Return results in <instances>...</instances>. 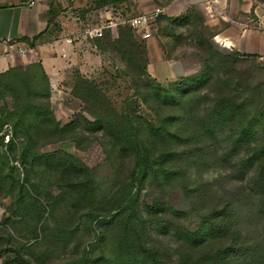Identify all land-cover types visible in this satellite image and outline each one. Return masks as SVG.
<instances>
[{
  "label": "rangeland",
  "instance_id": "obj_1",
  "mask_svg": "<svg viewBox=\"0 0 264 264\" xmlns=\"http://www.w3.org/2000/svg\"><path fill=\"white\" fill-rule=\"evenodd\" d=\"M256 8L264 18V0H254L247 22L258 21ZM114 9L146 13L134 1ZM178 12L163 15L148 39L121 27L98 41L86 33L104 21L98 6L75 11L82 46L102 63L92 74L75 68L51 96L39 67L0 76V264L17 255L32 264H191L220 250L214 264H264V205L252 187L260 165L243 164L264 151V56L217 39L247 27L212 23L198 9ZM211 50L241 56L229 84L221 66L207 80H189L203 74ZM166 93L184 105L197 138L167 142L152 130H182ZM222 99L232 101V114L217 138L198 135L227 108ZM99 121L123 133L134 121L154 168L140 173L138 156L119 157L109 133L96 129L102 125H90ZM185 128L183 136L194 134ZM239 137L244 143L233 145ZM165 152L171 159L161 165ZM186 232H200L204 247L187 243Z\"/></svg>",
  "mask_w": 264,
  "mask_h": 264
},
{
  "label": "crops",
  "instance_id": "obj_2",
  "mask_svg": "<svg viewBox=\"0 0 264 264\" xmlns=\"http://www.w3.org/2000/svg\"><path fill=\"white\" fill-rule=\"evenodd\" d=\"M100 1L0 0V73L7 72L21 64L40 63L50 80L51 90L54 91L65 88L64 81L75 68L85 74L97 71L101 66L102 57L96 50L91 48V51H88L82 46L83 31L80 24L72 22L71 19L76 21L75 11L81 12L88 10L91 6L97 7ZM133 1L143 12H150L160 7L168 16H172L174 11L182 13L191 7H196L193 0H167L166 3H163V0ZM150 3L154 9L148 10L146 4ZM126 4L110 3L98 8L100 17L105 20L112 16L114 7H123ZM221 5H227L223 11L224 18L219 15L211 19L201 9H197L203 12L212 23L227 22L230 25L248 29L236 33L233 37H229L227 32L219 35L217 39L222 36L225 43L231 42L236 49L242 47L245 52L264 56V18L257 14V8L255 14L258 21L256 23L255 19L247 22L248 16H245L251 13L254 0H221ZM57 24L60 25L59 28ZM38 36L42 37L33 49L29 42ZM159 63L163 69L168 65V62L164 60Z\"/></svg>",
  "mask_w": 264,
  "mask_h": 264
},
{
  "label": "trees",
  "instance_id": "obj_3",
  "mask_svg": "<svg viewBox=\"0 0 264 264\" xmlns=\"http://www.w3.org/2000/svg\"><path fill=\"white\" fill-rule=\"evenodd\" d=\"M130 1H133V0H101L98 4V8H101V7L108 5L110 3H115V4H117V3H128ZM191 8L196 9L194 7H191ZM116 10H118V9H116ZM121 12L123 13V15L130 17L129 15L125 14V12H123V11H121ZM163 18L167 19V17L161 16L158 19V22ZM168 19H170V18H168ZM125 27L136 32L134 29H132L128 26H123L122 28L121 27L120 28L124 29ZM106 32L110 33V31H106ZM106 32L102 38H95V39L98 41L104 40L106 38V36H108V34H109V33L106 34ZM109 36H110V34H109ZM41 37L42 36H38L33 41L29 42V45L33 49L36 48ZM204 60H205V63H204L205 70L203 71V74L193 76L192 78L189 79V80L193 81V83H200V81H202V80H207L210 77V74H211L210 72H212V69L215 66L219 69L221 66V67H223V70L225 71L224 74H225V78H226V83L229 84L230 80H231V75H230L231 72H229V70L232 69V66L238 64L239 60H242V59H241V56L239 54L223 55L220 52H217L215 50H213V51L211 50V56L209 58L204 59ZM217 61H220V63H219L220 65L216 64ZM29 66H35V67L40 68L41 75H42V81H43V84L45 85V91L48 92L47 93L48 96H51L50 80H49L48 76L46 75V73L43 69V66L40 63L30 64ZM144 68L146 69V67H144ZM19 69H21V68H17V67L11 68L7 72L0 73V76H8L11 73L14 74ZM82 84H86V82H82ZM163 101H164V103H166V105L168 104L172 107H177L178 110H181V112L178 116V120L180 121V128L182 130L180 131V134L170 135V134H167V130H165L163 132L161 128L155 129L152 126V130L156 132L158 137L159 138L162 137L167 142L171 141V139H176L178 143H180L182 141L190 142L191 140L197 138L196 133L194 132V130L192 129V127L189 123L188 114L186 111H184V105L182 103H180L178 100H176L172 95L167 94V93L165 94ZM221 104L226 105L227 108L222 109L219 113L215 114V117H213L212 120L204 121L205 126L196 130L198 135H201L204 137L211 136L212 138H215V139L217 138L215 135V130L222 125V123L224 122L223 119L228 118L229 114L232 112V101H230L228 99H222ZM175 121H176V119H174V122ZM90 125H92V126L93 125L94 126L102 125V126H97L96 129L106 130L109 133L112 140L115 141L114 143L116 144V147H117L116 151H117V154L119 155V157H123V158L130 157L129 153L131 154V156L134 154H135V156H138L139 162L137 164V167H139L140 173H142L143 170L147 167L149 169H153L155 164H157V160L153 159V157H152V152L148 148H142L141 147L140 144L142 141H141V137H140V130H139V128L135 127L136 124L134 121H131L129 123L130 127L127 128L125 133L120 131L119 126L114 125L113 123L109 125L112 130H110V128H106L104 125H107V124H106V122H103V121H99L97 123L90 124ZM186 126H188L189 130H191V132L194 133L192 136H183L182 135L184 132H186V128H185ZM63 132H64V130L60 131V133H63ZM177 135H179V136H177ZM242 137L234 139L233 145H239L241 143H244L243 138H245V137H243V138ZM2 140H3V138H2ZM2 140L0 139V143L2 142ZM202 153H204V152H202ZM177 156H179V155L177 154ZM160 158L162 160L159 164L162 165L163 163H167L171 159V156L169 153L165 152L163 155L160 156ZM257 163L260 165L259 173L255 177V180H253L252 187H253V190L255 191L256 195L261 198L260 200L262 201V203L264 205V151L261 150L260 148H258V149L256 148L250 156H247V160H245V162H243L245 168L248 171L254 169L255 164H257ZM67 171L70 174H71V172L74 174L77 172V175H78L77 177H79L80 171H78L77 167L71 166V168H68ZM202 236L203 235L200 232H195V233L186 232V241H187V243H189L193 247H196V248L201 247V246L204 247V245H203L204 240L202 239ZM224 252H225V250L224 251L220 250L216 254L206 255L205 257H203L201 259H194L191 264H214L215 258L220 257L221 255L224 254ZM8 264H32V263L27 261L22 256L17 255V257L13 261L9 262Z\"/></svg>",
  "mask_w": 264,
  "mask_h": 264
},
{
  "label": "built area",
  "instance_id": "obj_4",
  "mask_svg": "<svg viewBox=\"0 0 264 264\" xmlns=\"http://www.w3.org/2000/svg\"><path fill=\"white\" fill-rule=\"evenodd\" d=\"M193 2L196 9H201L211 19L219 15H221V18L225 17L223 11L226 9L227 5L222 6L221 0H193ZM163 15H165V10L160 7L155 8L151 12L132 17H127L123 15L121 11L114 9L112 16L106 18L102 22V25L89 28L86 33L92 38H102L106 31H110L113 34L120 27L128 26L137 32H141L144 39H148L152 36L154 24H156L158 19ZM22 54H24V52H22Z\"/></svg>",
  "mask_w": 264,
  "mask_h": 264
}]
</instances>
